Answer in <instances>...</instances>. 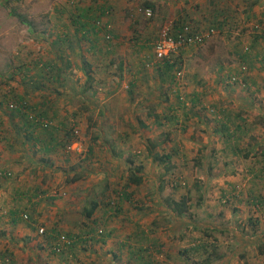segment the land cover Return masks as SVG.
Returning <instances> with one entry per match:
<instances>
[{"label": "rangeland", "instance_id": "374dc122", "mask_svg": "<svg viewBox=\"0 0 264 264\" xmlns=\"http://www.w3.org/2000/svg\"><path fill=\"white\" fill-rule=\"evenodd\" d=\"M140 1L127 5L124 0L114 4L111 0H76L69 5V0H0V161L8 166L0 169V192L11 193L16 182L23 179L24 171H29L32 182L42 177L51 181L58 178L53 189L42 190L45 196L40 200L45 220L49 221L51 209L58 213L64 208L68 214L65 219L77 220L78 215L83 217L89 209L91 200L105 210L93 218L94 223L83 217L84 222L74 229L75 233L60 231L53 224L38 225L33 215L24 213L28 222H19L34 229L36 241H17L23 239L17 232L22 225L4 227L3 241L8 246L13 242L15 248L19 246L17 249L22 251L19 264H43L39 261L42 253L39 246L45 250L43 255H72L70 246L60 254L53 252L60 235L70 239L71 248L79 245L76 251L80 253L139 254L138 243L130 231L133 227L128 224L131 223L145 228L151 241L149 247L155 246L157 251L150 253L154 264H202L204 254L189 251L187 255L183 251L206 241L208 233L215 243L211 239L207 242L215 245V249L219 247L217 254H230L228 249L235 247L237 237L244 243L241 254L221 259V264H264V208L258 211L255 208L256 199L264 198V173H259L261 164L239 160L260 157L264 151V68L250 80L247 64L240 61L241 56H249H244L246 52L238 45L243 43L244 49L254 52L249 38L259 32L258 21L238 23L227 16L224 33L200 47L171 55L168 59H173L176 65L167 69L163 67L164 60L154 58L152 44L148 45L155 38L139 36L141 33L137 31L143 24L152 26L157 33L162 26H175L170 19L172 12L163 2H148L146 6ZM188 6L197 10L198 4ZM131 7L136 16L129 11ZM263 7L260 6V11ZM179 9L175 7L173 12ZM145 10L150 12L149 16L144 14ZM80 13H85L87 19L81 29L83 39L80 36L75 39L69 20ZM116 13L120 18L118 29H123L118 34L119 43L123 42L129 50L134 46L145 52L140 70H136L139 66L134 65V60L127 65L121 62L118 67L123 54L120 50L113 52L117 41L113 38L116 34L111 20ZM222 16H218L221 22ZM95 19L110 25L108 41L94 28ZM183 24L202 29L197 22L188 20ZM127 32L131 38L125 36ZM92 43L103 47L105 51L99 48L101 56L90 49ZM99 57L104 63L91 68L94 58ZM43 63H49L54 74L41 85L38 82L33 86L32 80L40 74ZM241 67L245 69L241 82L226 84L228 77L238 76ZM134 71L137 74L132 77L130 73ZM174 71L177 74L173 80ZM128 81L132 83L127 84ZM34 100L36 105L44 103L46 109L53 104L61 109V115L51 117L47 128L28 126L30 113L26 108L33 107ZM10 102L16 107L21 103L23 110L8 109ZM245 103L242 109L246 110V118L255 119L259 127L247 140L232 147L237 152L232 156L228 153L232 150H224L222 143L209 133L221 125L222 111L229 109L234 114ZM61 117H66L63 124L66 134H61L59 145H52L57 146L55 149L46 152L41 131L62 123ZM71 121L78 130L80 154L65 150V143L72 139L68 132ZM232 122L228 119L230 126ZM191 137L194 142L188 143ZM171 143L178 144V152L166 163L155 160L169 153ZM248 144L257 146L247 148ZM149 146L151 149L147 151ZM45 156L57 158L63 165L40 158ZM35 168L40 169L37 175ZM3 173L9 176L4 177ZM131 174L139 177L138 185L128 182ZM76 176L75 183H68ZM173 177L180 178L178 186L170 184ZM63 184H68L69 197L63 192ZM94 192L101 194L96 196ZM49 194L50 200L46 199ZM121 199L125 201V219L120 216ZM169 200H181L183 215L171 212ZM37 228H43L45 234L38 235ZM112 229L116 234L106 243L107 233ZM102 262L99 260L97 264ZM108 262L130 264L124 257L122 261L110 257ZM67 264H74V258Z\"/></svg>", "mask_w": 264, "mask_h": 264}, {"label": "crops", "instance_id": "0c3cea01", "mask_svg": "<svg viewBox=\"0 0 264 264\" xmlns=\"http://www.w3.org/2000/svg\"><path fill=\"white\" fill-rule=\"evenodd\" d=\"M86 1V0H85ZM112 4L118 2L119 0H111ZM125 3L127 5H132L133 3H137V0H124ZM166 1V2H164ZM114 2V3H113ZM141 5H148V2H155L156 3H160L163 2V4L169 6L168 10L169 13L172 12V14H170L171 16V21H173L175 23L176 28L180 27L181 25H184L183 23L185 21H190L191 23L197 22L199 24V26L202 29L205 28H214L216 30L219 31V33H224L223 31V24L227 23V20L225 19V17L228 16L229 19H231L230 17H234L235 20H238L240 23L241 21H247V20H257L258 21V29H259V34L257 33L256 37L253 35V37L251 36L250 39V46L251 49L254 50V52L251 54L249 53L250 49H246V51H244V47L245 45L243 43H239L238 45H240V48L242 49V52L245 53L244 56L246 54H248L249 58L240 57V61H245V63L247 64V70H248V75L250 76V80H253L256 73L259 70H262V68H264V10L260 11V6L264 5V0H222L220 2H218L217 0H142L140 1ZM120 3V2H119ZM198 4L197 7H195L197 10H194V7L191 8L188 5L191 4ZM153 4V3H152ZM154 5V4H153ZM172 5H176L175 7H179L180 9L178 11H174L173 9L175 7H173ZM217 7H219L221 9V13H219ZM264 8V7H263ZM129 11L133 12L131 13L132 15H135L136 11L134 10L133 7H131L129 9ZM183 13H185L184 17H183ZM223 15V16H222ZM119 13H116L113 16V19L111 20L113 23V31L116 34V37L113 36V38H115L114 41H117V45L116 47H114V51L113 52H122V58L119 59V62L123 65H127L131 60H134V65L135 66H139V68H137L136 70H140L142 64H144V56H145V52L142 48H137L134 47L131 48V50L127 49L125 46V44L122 42L119 43L120 41V37H118V34L121 33V30L118 29V21L120 20V18L118 17ZM136 16V15H135ZM138 16V15H137ZM218 16H222V22L219 20ZM225 16V17H224ZM136 18V17H135ZM86 19L87 16L85 15V13H80L79 15H74V17L72 16L71 19L69 20V23L73 26V30L71 29V33L73 32V36L76 39V36H80V38L83 39V36L81 33H83V31H81V29L85 28V23H86ZM126 24H123V26H125ZM247 26V25H246ZM152 26H148L147 24H143L142 26L139 25V29H138V33H141V35L139 36H153L154 38H156L157 35V31L154 32V28L151 29ZM251 28V27H250ZM77 29V31H75ZM246 29V28H245ZM227 30V28H226ZM229 30V29H228ZM28 31H30L28 29ZM247 31V29H246ZM125 36H128L129 38H131L130 36H132L130 34V32L125 33ZM97 36H99L98 34H96ZM122 35V34H121ZM146 38V37H145ZM153 38V39H154ZM139 37L138 40L139 41ZM76 41V40H75ZM142 41V40H141ZM152 42V41H151ZM148 43V45H151L152 43ZM208 41H206V43H208ZM205 43V44H206ZM53 44V43H52ZM94 45V46H93ZM248 45V44H247ZM132 47V46H131ZM21 48V47H20ZM99 48L102 49V51L104 50L102 46H97V44L92 43L91 46V50H96V53L99 54V52L101 51ZM193 47H187L185 48L183 51H187V50H191ZM211 48V47H210ZM142 49V50H141ZM251 50V51H252ZM105 51V50H104ZM132 54V55H131ZM251 54V55H250ZM101 56V54H99ZM97 58V57H96ZM94 58V61H92L93 64H91V68L95 67V65L97 67H100L104 61L101 60V58L99 57L98 59ZM132 77H135V75L137 74V71H134ZM238 74V73H237ZM139 75V74H138ZM132 83V81H128L127 84ZM146 100V98H145ZM228 100V99H227ZM226 100V101H227ZM40 101V100H39ZM34 105H36V101H32ZM53 104H51V106H49L47 109H45V113L48 116H52L53 118H59V116L61 115V109H58L54 106H52ZM37 106L39 107V104H37ZM243 106H246V103L243 104L241 107L238 108L237 111L234 112V114H232L229 109H226L224 111H222V122L224 123H228V119H233V121L238 122V120L243 119L245 121V123L241 126V133H240V138L237 140H234L230 143L231 147L236 146L238 143L240 144L243 141L247 140L248 136H251L252 133L257 132L258 131V123L256 122V120H254L253 118L250 117V120H248L246 118V110L242 109ZM44 109V108H43ZM240 112H244L242 113V118H241V114ZM248 116V115H247ZM246 118V119H245ZM62 119V123H57L56 126L52 129L49 130H42V136L41 137L42 140V144H43V150L46 152H49V150H53L55 149L57 146L52 147V145H59V138L61 137V134H63L65 132L64 130V125L65 124V119L66 117H61ZM244 127V128H243ZM83 130V129H82ZM81 130V131H82ZM214 130V129H213ZM210 131V135L212 136V131ZM44 131V132H43ZM238 133V132H237ZM194 138H197L194 137ZM36 140H40V139H36ZM188 143H192L194 142V140L191 138H189ZM173 145H175V148H178V144L177 143H171V147L173 148ZM196 146L198 147L199 144L196 143ZM256 147L257 145H247V148L250 147ZM51 147V148H50ZM235 152V151H234ZM40 158H48V160H53L55 163L59 164V165H63L61 163H59L58 161H56L55 159L57 158H52L50 156H45V157H40ZM242 159V161H248V163H254V165L256 164H261L263 162H261V158L260 157H249V158H239V160ZM41 161H43V159H40ZM52 161V162H53ZM92 161H95V158L92 157ZM8 167L6 163H4L3 161H0V169L2 168H6ZM34 174L37 175L39 174V170L35 168L34 169ZM2 171V170H0ZM121 171V170H120ZM119 171V174H120ZM57 173H59L57 171ZM251 176H253L252 173H250ZM32 176V177H35ZM58 174H55V176H57ZM120 178V177H119ZM45 178L42 177V179H38L36 178V180L34 182H32L30 180V174L29 171H24V177L23 179H20L18 182H16V186L12 188L11 193H7L3 195L2 192H0V210L2 211V217L0 218V225L2 224V226H0V264H19L21 261V254L22 251L18 250L19 246L17 248H15V242L10 243L12 246H8V243L5 241H3V228H7L9 227V225L12 227H18L22 224H20V220L19 219H15L14 221H12L15 217L13 215V213L17 212V213H27L30 215H33V218L35 220V223L40 225V223L44 224V226L48 227V225L53 224V226L57 227L60 231L63 232H68V233H75L74 229H77L82 222H84L83 217L85 218V213H83V217L82 215L79 217L78 215V219H69L66 218L65 219V215L68 216L67 214V208H64V211H59L58 213L55 211H51L48 212L49 215V221L45 220L46 216H42L43 214V210H41V198L45 196V192L42 190H45L47 188L49 189H53L55 185H57V177H54L53 180L51 181L49 178H46L45 182H44ZM76 181V180H75ZM67 182V181H66ZM70 181H68L69 183ZM73 183H75L73 181ZM37 184L40 186L38 187ZM71 184V183H70ZM69 184V185H70ZM68 184H63L62 186L64 188L63 192H65V196L69 197V192L67 191ZM61 186V187H62ZM115 186V185H114ZM95 187V186H93ZM116 187V186H115ZM105 188H107V185H105ZM134 187H131V189H133ZM61 190V189H60ZM59 190V191H60ZM82 190V189H81ZM95 190V188H94ZM111 190V189H110ZM47 192H51V190H46ZM86 188L84 190H82V194H85ZM37 193H40V195H37ZM92 194V192L90 193ZM97 194V195H96ZM101 193H97L94 192V195L99 196ZM52 194H49L48 197H46V199L51 198ZM31 197L32 199H27V197ZM63 200V199H62ZM91 202H95L94 200L90 201L89 204ZM125 201L123 199L120 200L119 205L121 204L122 207V214L120 216H122V219H125L124 216V203ZM45 205V204H44ZM95 208L92 211L90 217L86 218V220H93V223L95 221V219H93L94 217L97 218L100 214H103L102 212L105 211L102 206H100V204L98 202H95ZM46 206V205H45ZM71 208V207H70ZM62 210V209H61ZM57 213V214H55ZM55 214V215H53ZM14 217V218H13ZM20 221V222H19ZM57 222V223H56ZM56 223V224H55ZM129 225H132L133 229H131L130 231L132 232V236L134 238V242L138 243V247L141 249H144L146 247H149V243L151 241H149L147 239V236L145 234V228H141L138 225L135 224H131L128 223ZM23 226V227H22ZM21 227H19L17 230L18 232V236H21L23 239L17 240V241H30V242H34L35 240V235H34V229L32 227H29V225L25 224L22 225ZM38 227V226H37ZM8 229V228H7ZM107 237L108 239L107 241H110L112 239V236L114 234H116V231L114 229L110 230L107 233ZM116 241V240H115ZM157 243V242H156ZM154 243V244H156ZM6 244V245H5ZM19 245V244H18ZM75 245V244H74ZM153 245V242L152 244ZM44 246V245H42ZM76 247L78 248L79 245H75L74 248H70L71 251H74L72 253V255L69 256V254L61 255V256H48L47 253H44L45 250L43 248H41L39 246V249L42 253L39 254L40 256V260L43 264H67L73 262V258H74V264H97V261H103L101 264H110V262H108V258H113L115 257L117 260L119 259V261H122V257H124V260H128L130 264H144L146 261V257L145 255H141V254H133V255H124L121 254V256L118 255H110L109 252H105V253H92V252H87L85 253H80V251H76ZM110 256V257H109ZM10 258V259H9ZM27 261V260H26Z\"/></svg>", "mask_w": 264, "mask_h": 264}, {"label": "trees", "instance_id": "16d2710c", "mask_svg": "<svg viewBox=\"0 0 264 264\" xmlns=\"http://www.w3.org/2000/svg\"><path fill=\"white\" fill-rule=\"evenodd\" d=\"M225 19H226V17H225ZM173 28L175 29L176 27L173 26ZM254 36L256 37V35H254ZM175 65H176L175 62L171 58L170 59H166V60L163 61V67L164 68L170 69V68H172V66H175ZM120 66H121V63H118V67L119 68H120ZM39 71H40V74L38 73L37 74V77L32 80L33 81V83H32L33 86L38 85V82L41 85L42 81L45 80V78L51 77V73L54 74V68L49 63H45V64L43 63L41 65V68H40ZM176 74H177V72L175 73V71L172 73L171 78L173 80L175 79ZM237 75H239V72H238ZM58 76H59V74H56L55 75V78H57ZM88 80H90V79H88ZM17 104H18L19 107L22 106L21 103H17ZM26 109L30 113V118H29L30 119V123H28V126H31V127L38 126V124L35 122V118L36 119H38V118H40V119H47L48 121L52 120L51 119L52 116L48 117L49 119L46 118L47 115L45 113V109L46 108H45L44 103L39 104V107L37 105H34L33 107H31V108L30 107H27ZM36 109H37L38 112L36 111ZM240 114H241V118H242V112H240ZM74 116H75V114H74ZM244 123H245V121L243 119L238 120V122H236V123H235V121H233L231 123V126H230V124L221 122V125H219V128L214 129L212 131V137H216L217 141H220L222 143L224 150H226V149L232 150V151H229L228 152L232 156L235 155V154H237V152L235 151V148L233 149L231 147L230 143L232 141L237 140V139H239L241 137L240 136L241 129H242L241 126ZM68 132H70V131H68ZM65 134H66V132H65ZM165 139H166L165 142H167L168 139H169V137H168L167 134L165 135ZM192 139H194V138L192 137ZM68 141L65 143V145H67ZM147 148H146V150L147 151H150L151 147L149 146V148L148 149ZM203 148L205 149V147H203ZM209 151H210V154L212 155L213 154L212 149L209 150ZM176 152H178V149H177V147L175 148V145H173V148L170 147V150H169V153L168 154L155 157V160H157L158 162L166 163L171 158V156H174L175 155ZM224 154H226V152ZM260 157L262 158L261 162H263V163H261V165L259 164L260 167L258 168V170H261V172H259V173L262 174V173H264V171H263L264 170V151L261 152V156ZM76 179H78L77 176L76 177H72L70 179V182H73ZM128 182L130 184H132V185H138L140 183V179H139V177H135V175L131 174V177H129ZM179 182H180V178L179 177H175V178L173 177V180L171 181L170 184L175 187V186H178ZM122 196L125 197L127 195H125V194L123 195L122 194ZM256 197H258V196H256ZM27 199L29 200V199H32V198L31 197H27ZM263 201H264V198L263 197H260L259 200L256 199V207L255 208H256L257 211H258V208H264ZM168 203H170L169 206H171L170 207L171 208L170 210H171L172 213H175L176 216L183 215V212L184 211H183V206H182L181 200H179V201L169 200ZM95 206H96L95 205V202L94 203L93 202L90 203L89 209L87 211H85V217L86 218L90 217V215H91L92 211L94 210ZM20 214H24V213H17V212L13 213V215H14L15 218L13 217L14 219L12 221H14L16 218L21 221V219L19 217ZM2 216L3 215L0 213V218ZM205 236H206L205 238L207 240L208 239H211L210 238V233L206 234ZM51 239L53 240V238H51ZM206 239H204V240H206ZM212 239H211V243L214 244L215 241L212 240ZM207 240L206 241H202V242H200L199 244H196V245H191V247H189V249H187V250H185L183 252L187 253V255H188L189 251L190 252H193V253L194 252H197V253L200 252V254H202V255L204 254L205 256L202 259L203 261H201L202 264H214L216 262H219V264H221L220 263L221 262L220 261L221 259H224L226 257L232 256V254L233 255H235V254H241L242 253L243 246H244V243L241 240H239V237H237L236 240H235V243H236L235 244V247L232 250H231L230 247L228 249L229 252L231 251L230 254H228V253H226V255L224 253L223 254H220V253L217 254V250L216 249H219V247L218 248L216 247V249H215V247H214L215 245L212 246V244L208 243ZM216 246H218V245H216ZM71 247L72 246H70V248ZM154 248H155V246L146 247L144 249L139 248L138 253L141 254V255L144 254L145 257H146V261H145L144 264H154L153 261H152L151 255H150V253L152 251L153 252H157ZM258 253L261 254V250H259Z\"/></svg>", "mask_w": 264, "mask_h": 264}, {"label": "built area", "instance_id": "2783aa9c", "mask_svg": "<svg viewBox=\"0 0 264 264\" xmlns=\"http://www.w3.org/2000/svg\"><path fill=\"white\" fill-rule=\"evenodd\" d=\"M76 0H69V5H74ZM144 14L149 16L150 12L148 10L144 11ZM93 26L96 30L101 31V34L103 36V39L108 41L111 38L110 34V25L105 22H101L98 19H95L93 21ZM219 34V31L214 28H205L196 30L190 25H182L178 28H173L171 24H168L166 26H162L155 38V40L152 42V52L153 56L156 60L161 61L168 59L173 54H177L182 49H185L187 47H200L206 41L210 40L211 38L217 36ZM246 51V49H243ZM245 69L241 67L239 75L236 77H228L227 83L228 85H234L236 83L241 82V77L244 75ZM8 109H17L18 111L23 110V105L21 107H16L15 103H8L7 104ZM35 122L38 124L41 128H47L50 125V121L47 119H36ZM70 132L69 135L72 137L67 145H65V150H74V152H77L78 154L81 153L80 146L78 145L77 137H78V130L74 125V122H70ZM73 138L76 140L73 141ZM4 177H8V174H4ZM21 221L28 222V217L25 214L19 215ZM37 234L38 235H44L45 231L43 228H37ZM99 234V233H98ZM71 241L65 236H58L57 237V244H55L52 248L53 252L55 254H60L66 247L71 246Z\"/></svg>", "mask_w": 264, "mask_h": 264}]
</instances>
